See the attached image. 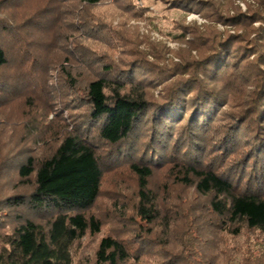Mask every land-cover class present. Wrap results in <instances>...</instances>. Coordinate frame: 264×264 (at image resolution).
<instances>
[{
  "label": "trees",
  "instance_id": "trees-1",
  "mask_svg": "<svg viewBox=\"0 0 264 264\" xmlns=\"http://www.w3.org/2000/svg\"><path fill=\"white\" fill-rule=\"evenodd\" d=\"M110 1L46 0L18 25L0 19V76L15 70L0 95H30L59 42L73 124L39 111L26 127L44 153L9 158L14 146L4 156L17 176L0 193V264H264V0H240L245 11L238 0H161L208 22L176 24L178 51L97 17ZM136 2L111 4L148 18ZM19 3L0 0L26 10ZM4 136L1 149L17 146ZM122 173L132 184L105 191L107 176ZM109 219L116 231L99 239ZM243 236L261 248L231 245Z\"/></svg>",
  "mask_w": 264,
  "mask_h": 264
},
{
  "label": "rangeland",
  "instance_id": "rangeland-1",
  "mask_svg": "<svg viewBox=\"0 0 264 264\" xmlns=\"http://www.w3.org/2000/svg\"><path fill=\"white\" fill-rule=\"evenodd\" d=\"M20 2L18 5L22 6L24 4H28V6L24 7L26 10H16L7 7L6 5L0 4V19L6 25H18L22 23L24 16H37L40 14L38 12L40 8L45 5L46 0H18ZM112 0L108 4L110 6L109 9L107 8H96L94 13L97 17H102L105 12L108 13V17L106 18L108 22L115 27H121L120 30L123 28L130 29L133 32H138L140 35V39H149L150 41L161 44L166 46L168 49L172 51H178V49L182 46L178 42L174 40L175 35L177 33V29L175 28L176 24L178 23H185V24H196L198 26H202L207 24L208 22L204 20L199 14L193 12H184L181 10H173L168 9L167 4L161 0H137V4L139 7H148L149 10L146 13V17L144 19L134 18L130 16L123 15L122 9H120V4H111ZM238 5L245 11L246 5L244 2L238 0ZM16 7V6H15ZM93 10V9H92ZM91 10V11H92ZM64 27L59 26L55 30V34H57L59 40L61 37H64ZM117 28V29H118ZM218 29L224 31V27L222 25H218ZM130 31L131 37L134 34ZM33 40H36L37 35L33 32L30 33ZM84 36V35H82ZM30 38V37H29ZM31 39V40H32ZM72 43V42H69ZM68 46V45H67ZM65 47V46H64ZM93 48L95 49H104V45H101L98 42L93 43ZM142 48H146L145 45ZM62 46L58 42L54 45L53 49L51 50L49 57H51V68H49V72L43 77V80L38 81L37 79H29L30 86V95L26 97H20L17 99H12L6 101L10 96L8 95H0V98L3 99L5 102H0V139L5 141L9 139L6 137L4 139V135L14 134V138L11 142H16L17 146L14 144L12 147L6 148L5 150L1 149L0 147V193H5L9 188H15L16 185L13 183L17 176L16 168H12L9 165L5 164L3 167L1 165L4 163V156L7 155L11 150H13L14 146L18 147L14 152H11L9 158L15 156L16 158L29 149L37 150L38 154L44 153V147L41 146V143L35 141L37 135L35 132L32 133V127H26L27 124L33 119V115L39 113L41 111L42 117L45 115L47 116V122H53L55 126L58 127L60 121L57 119L62 118L64 119L67 124L69 125V130L72 131L73 124L70 121V111H67L64 108V103L62 102L61 96H64L63 91V83L61 78L57 75L60 70V63L63 62L62 58L64 57ZM152 59V58H151ZM167 59H174L177 61L178 59L174 56V54H168ZM62 60V61H61ZM58 63V64H57ZM67 64V63H66ZM15 70L12 68H8L5 70V73L0 76V79L6 77H12L14 75ZM37 75H34V77ZM59 77V78H58ZM13 78V77H12ZM59 80V81H58ZM1 84V83H0ZM27 84V83H26ZM14 89V88H13ZM20 89V88H19ZM21 90V89H20ZM24 92V90H23ZM27 94V93H26ZM67 100V94L65 96ZM45 121V119H44ZM6 130V132H5ZM45 140L44 142H47ZM36 142V143H35ZM42 142V141H41ZM1 146V144H0ZM20 153V154H19ZM14 157V158H15ZM17 165V160L14 162L13 166ZM8 168H6V167ZM163 178V177H162ZM126 185L123 187H129L131 183V179L125 173L120 175L114 176H107L104 182V190L107 189L111 190L114 189L112 184H117L116 181L120 182L122 180ZM22 189V187H20ZM108 199L107 197H103L98 205L97 211L99 215H102L109 211ZM23 213H27L26 210H22ZM29 213V212H28ZM27 213V215H28ZM32 216H36L31 214ZM105 215V214H104ZM36 218V217H35ZM42 219V218H41ZM48 219L39 220L42 223H45ZM116 231V225L113 220H107L104 223L103 231L101 235L98 237L99 239L103 236H106L109 233H113ZM253 241V240H252ZM252 241H247V237H241L237 242L231 241V245H241L244 250L250 249L252 246ZM88 250L90 251V256L93 254V249L97 244L98 240L94 241L93 238L88 239ZM86 243V242H85ZM257 243V242H256ZM230 245V244H229ZM253 243L252 248H261V245L257 243V247ZM263 247V246H262ZM241 260L240 257H237Z\"/></svg>",
  "mask_w": 264,
  "mask_h": 264
}]
</instances>
